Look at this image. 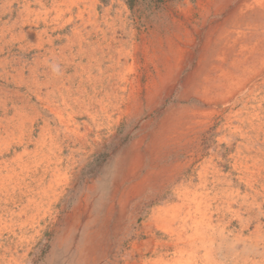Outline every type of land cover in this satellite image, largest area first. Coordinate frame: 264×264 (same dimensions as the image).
Masks as SVG:
<instances>
[{
    "label": "rangeland",
    "instance_id": "rangeland-1",
    "mask_svg": "<svg viewBox=\"0 0 264 264\" xmlns=\"http://www.w3.org/2000/svg\"><path fill=\"white\" fill-rule=\"evenodd\" d=\"M236 1L0 0V117L6 112L8 122L17 123L20 118L24 128L21 136L0 128V155L7 153L4 158H9L30 125L39 141V128L48 124L60 155L66 160L71 154L72 165L61 169L62 176L50 179L43 191L62 189L65 196H75L64 201L61 195L56 203L20 217L19 221L34 228L25 226L22 231H12L18 219L11 213L18 208L5 205L0 242L11 248L15 260L5 257L0 264H137L142 255L152 254L158 238L165 240L161 231L154 230L153 239L143 228L153 223V208H167L177 200L172 193L177 186L196 185L201 173L222 180L228 194L244 193L232 167L236 159L250 158L237 156L235 143L231 149L224 146L235 138L237 121L213 133L222 121L218 109L200 98L209 56L219 45L214 44L219 35L232 28L225 18ZM79 88L86 93H72ZM59 91L66 100L77 97V103L84 104L72 103L65 109L58 100ZM194 107L201 112L191 123L188 114ZM50 108L61 112V122ZM176 128L183 133L196 130L202 140L209 136L201 144L195 142L194 153L185 154L168 140ZM54 151L59 154L57 146ZM36 158L23 156L20 188L33 180ZM0 185V190L10 189L4 178ZM246 193L248 205L238 208L236 200L232 206L239 212L245 208L240 213L247 220L258 197ZM1 195L0 200H6ZM223 205L215 223L229 241L240 223L233 220V226L229 225L232 216Z\"/></svg>",
    "mask_w": 264,
    "mask_h": 264
},
{
    "label": "bare ground",
    "instance_id": "bare-ground-1",
    "mask_svg": "<svg viewBox=\"0 0 264 264\" xmlns=\"http://www.w3.org/2000/svg\"><path fill=\"white\" fill-rule=\"evenodd\" d=\"M228 20L232 28L221 33L217 42L214 43L215 45H219L218 47L215 46L209 56L207 62L208 69H205L206 72L203 76V85L200 89V98L203 104L208 106L212 105L214 108H217V114H219L222 121L224 120V122L218 121L221 123L218 126L216 125L213 133L218 134L224 125H229L235 119L237 121L236 131L234 132L235 138L229 140V142H225L224 146L225 149H231L232 144L235 143V154L239 157L245 156L250 158V161H241L236 159L232 167L236 172V184L245 187L244 193L241 195L233 193L235 195L234 197L233 194H228L227 189H223L221 184L222 180L220 181V179L216 177L209 178L207 175H202L201 173L199 174V178H197L198 181L196 185L190 187L187 182V184L182 183L175 189H171L177 200L174 201L172 205L167 206V208H153L151 216L153 217V223H147L143 228V233L153 239H155L153 231H161L165 240L162 241V238H158L157 244L155 246L152 245V254L147 257L142 255L140 260L138 259L139 263L137 264H264V0H237L234 4V8L229 11V15L225 18V21ZM79 87L81 86L79 85ZM82 92L84 93L85 91H81V89L75 92L72 91V93L80 94H82ZM72 93H70V96L73 97ZM63 96L59 91L58 100H60L66 107L65 109H67L72 103L79 104L76 100L77 97H73V101H68L65 98L67 96ZM48 99L49 98H46V101H50V99ZM50 109L54 113L55 110L52 108ZM55 112L56 113L54 114L61 122V112ZM200 112L201 111H199L196 107L190 111L188 115L192 121L191 123L196 122L195 117L199 116ZM6 114L7 113L4 112L3 117H0V128H2L5 132L7 131V133L9 129H11L10 131L12 132L17 131L19 132V136H21L22 130L24 129L23 121L19 118L17 123L14 121L8 122L9 120ZM85 114H87V111ZM245 120L247 121L246 124L244 122ZM3 123L5 124L3 125ZM232 126L234 125L232 124ZM33 128V125L29 126L24 139H22L23 136L22 138L19 137V141L17 142L18 147L15 151H13L9 158H4L7 153L0 155V179H6L10 185V189L5 188V191H3L4 189L0 190V195L3 193L4 198L6 199L0 200V221L6 213V209L4 208L5 205L10 204L11 206L17 207V212L11 213V215H15L18 219V223L15 227H10L13 228L12 231H14L15 228H19L22 231L25 226H28L31 229L33 225L30 224V222H28L30 225H27L25 220L19 221V218H27L31 216V214L36 213L42 206H50L60 200L61 195L63 197V195L66 194V191L63 193V190L60 188L58 192L53 191L52 189V193H50V190L46 189L49 187V183L45 188L46 190L43 191V189L46 183L48 181L50 182V179H57V176H62V173L59 174L61 169H71L72 165L71 154H69L70 158H66V160H64L60 155L61 148L54 143V133L52 135L48 124H43L39 128L40 134L38 136H41L39 141L34 139ZM176 130L177 132L174 136L168 135V140H172L174 143L176 142L179 149H184L185 154L189 151L191 154L194 153V148L191 149V147L196 146L195 142H199V144H201L209 136H206V138L202 140V137L198 135L196 130H190L189 133H183L181 128H176ZM49 138L50 143L48 144L47 139ZM216 139L218 141L217 146H221V139L219 137H216ZM211 144L213 143L211 142ZM31 145H37L36 149L30 150L29 147ZM56 146L59 154L54 151ZM196 148L198 149V147ZM178 151L179 150H177V152ZM178 154L181 155L182 153L178 152ZM36 155L41 157L36 158ZM23 156H27L30 159L36 158L34 164H32V169H34L35 166L36 167L34 170H31L33 173V175L31 174V178L33 177V180L31 182H27L24 188H20L23 182L22 164L25 163H23ZM13 164H17L18 170L13 166ZM25 168H27V166ZM47 173H50L48 175L49 179L45 181ZM50 187L52 188V185ZM71 188L72 187H69L68 189L70 190ZM16 189H19L18 192L13 193ZM71 191L73 192V190H70V192ZM248 191H251L254 196H257L258 198L255 200L254 205L252 204L253 207H250V214H252L249 215L246 220L242 218L243 216L240 213L245 208L241 209L239 212V210H235L232 205L237 200L239 203L238 208H242V205L247 203V197L249 194L246 192ZM7 195L10 197H7ZM74 197L75 196L71 194L67 196L64 195L63 200H73ZM25 201L27 202L26 205ZM222 203L227 205V208L229 207V213H231L232 216L231 219L229 217V225H232L233 220H237L240 223L238 233H234L235 238L229 241L227 240V235H224L223 232L218 229L220 226L218 222L215 223V220L218 219L217 214L219 211L224 210V205ZM20 204L22 205L19 208L18 205ZM219 205H221V207ZM246 205H248V203ZM12 208L14 207H11L9 211H12ZM252 208L254 209L252 210ZM247 209L249 208L247 207ZM246 232H248L247 236L243 237V234ZM13 233L11 234L16 235L15 232ZM249 242H251L253 246L249 244ZM237 245L242 248L238 249ZM246 246L248 247L246 248ZM0 250L2 254L0 255L1 260L7 257L8 261L13 259L14 262L15 258L10 247H5L0 242ZM170 251L173 252V255L171 253V257L169 256ZM174 252H177V254H174Z\"/></svg>",
    "mask_w": 264,
    "mask_h": 264
}]
</instances>
